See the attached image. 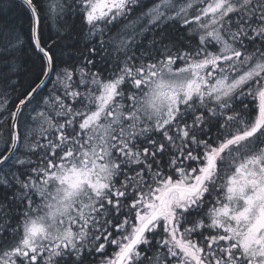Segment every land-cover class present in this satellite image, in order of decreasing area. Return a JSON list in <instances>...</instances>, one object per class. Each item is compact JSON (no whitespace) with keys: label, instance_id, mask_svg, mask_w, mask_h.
I'll use <instances>...</instances> for the list:
<instances>
[{"label":"snow or ice","instance_id":"snow-or-ice-1","mask_svg":"<svg viewBox=\"0 0 264 264\" xmlns=\"http://www.w3.org/2000/svg\"><path fill=\"white\" fill-rule=\"evenodd\" d=\"M0 264H264V0H0Z\"/></svg>","mask_w":264,"mask_h":264},{"label":"trees","instance_id":"trees-1","mask_svg":"<svg viewBox=\"0 0 264 264\" xmlns=\"http://www.w3.org/2000/svg\"><path fill=\"white\" fill-rule=\"evenodd\" d=\"M22 19H23L22 16H18L17 22H20V20H22ZM26 66H27V65H25V67H26ZM109 251H111V249H110Z\"/></svg>","mask_w":264,"mask_h":264}]
</instances>
